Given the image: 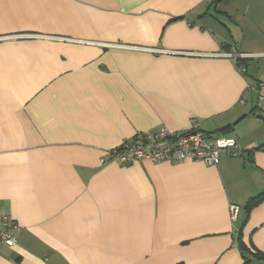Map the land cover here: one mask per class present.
I'll use <instances>...</instances> for the list:
<instances>
[{
	"label": "crops",
	"instance_id": "0c3cea01",
	"mask_svg": "<svg viewBox=\"0 0 264 264\" xmlns=\"http://www.w3.org/2000/svg\"><path fill=\"white\" fill-rule=\"evenodd\" d=\"M212 1L0 0V264H264V0ZM192 121L241 155L108 160Z\"/></svg>",
	"mask_w": 264,
	"mask_h": 264
},
{
	"label": "built area",
	"instance_id": "2783aa9c",
	"mask_svg": "<svg viewBox=\"0 0 264 264\" xmlns=\"http://www.w3.org/2000/svg\"><path fill=\"white\" fill-rule=\"evenodd\" d=\"M232 58H245L247 55L230 53ZM241 71L244 68L240 67ZM256 100L260 105L264 99V80L254 87ZM220 153H227L230 157H238L241 150L234 138L212 137L202 128V125L192 121L189 128L170 132L161 129L157 132H137L134 136L120 146L108 152V160L121 165L134 162H202L209 166H216ZM237 213L236 207H230L232 220ZM17 227L6 216L0 217V245L13 247L15 239L13 232Z\"/></svg>",
	"mask_w": 264,
	"mask_h": 264
},
{
	"label": "trees",
	"instance_id": "16d2710c",
	"mask_svg": "<svg viewBox=\"0 0 264 264\" xmlns=\"http://www.w3.org/2000/svg\"><path fill=\"white\" fill-rule=\"evenodd\" d=\"M217 1H225V0H213L212 2H217ZM238 63H240V60H237ZM244 64V62H242ZM262 148H260L259 150H261ZM263 198V194H259L251 199H249L247 201V203L245 204V209L246 211H250L253 207H255L257 204H259L261 202ZM240 247L243 251L246 250L245 246L243 245V243L240 242ZM251 256L255 257V258H258L260 260L263 261L264 263V255H262L261 253H250Z\"/></svg>",
	"mask_w": 264,
	"mask_h": 264
}]
</instances>
